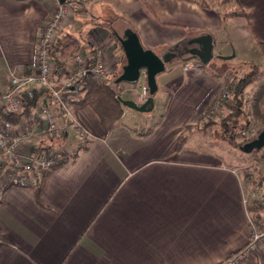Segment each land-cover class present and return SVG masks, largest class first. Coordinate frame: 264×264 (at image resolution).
<instances>
[{"label":"crops","instance_id":"0c3cea01","mask_svg":"<svg viewBox=\"0 0 264 264\" xmlns=\"http://www.w3.org/2000/svg\"><path fill=\"white\" fill-rule=\"evenodd\" d=\"M242 2L249 16L235 19V28L258 47L264 0ZM68 6L59 37L75 30L88 55L89 43L101 47L109 78L123 58L109 29L123 34L131 27L154 49L202 31H213L225 45L231 33L228 19L195 0H95L96 12H83L84 22L97 14L109 29L91 20L83 30L84 24L75 25L77 8ZM57 7V0H0V95L10 89L12 73L38 71L37 40ZM184 63L177 60L158 74L153 110L127 107L112 128L94 104L68 100L85 139L74 128L54 140L39 129L36 147L20 148L27 156L42 150L70 156L47 173L39 197L33 185L7 186L14 165L0 157V235L9 241L0 246V264H225L246 246L251 211L245 175L198 130L225 75L213 73L210 63L208 69ZM74 67L72 53L62 80ZM120 89L137 101L141 84L123 82ZM24 121L9 125L8 135ZM242 264H264V243Z\"/></svg>","mask_w":264,"mask_h":264},{"label":"built area","instance_id":"2783aa9c","mask_svg":"<svg viewBox=\"0 0 264 264\" xmlns=\"http://www.w3.org/2000/svg\"><path fill=\"white\" fill-rule=\"evenodd\" d=\"M58 7L50 16L45 27L41 31L37 40V54L39 58V69L37 72H23L20 74H11V87L0 95V104L6 111H18L22 107V95L28 90L45 87L49 90L51 103L55 107H49L48 100L42 99L31 119L25 120L18 130H15L12 135H7L4 132V124L0 122V157L9 158L11 163L17 168H23L27 171L33 170L35 177L32 181L33 186H37L41 182V169L44 167L53 166L56 162L62 161L61 155L52 154L49 156L44 155L42 150L37 155L23 154L20 150L24 144L34 146V138L40 129L47 137L65 136L67 128L77 129L79 139L82 141L86 137V130L82 127L79 120L73 113L69 101L66 99V91L69 86H74L75 82L80 80L86 73H92L96 78L108 80V64L104 58V53L101 47H97L96 62L91 65L89 55L83 50L78 49L73 57L75 67L71 74L59 83L56 82V60L53 55V46L57 42L60 33V25L69 13L70 8L67 3H61L57 0ZM185 67L198 65L199 63L194 60L185 61ZM139 81L141 84V93L139 94V103L146 101L149 97L148 85V71L147 68L140 70ZM235 90V83L228 81L222 91L220 92L219 99L212 105V109L221 107L223 101L230 98L231 92ZM252 131L250 127L247 133ZM261 152L260 160L264 166V147L259 149ZM10 177H15L10 171ZM14 179H17L15 177ZM253 202L256 200L254 193L251 197ZM254 198V199H253ZM248 204L251 202L246 197ZM249 240L246 246L239 251L235 252L225 264H242V262L259 250L260 246L264 243V227L260 228L259 224L251 217Z\"/></svg>","mask_w":264,"mask_h":264},{"label":"trees","instance_id":"16d2710c","mask_svg":"<svg viewBox=\"0 0 264 264\" xmlns=\"http://www.w3.org/2000/svg\"><path fill=\"white\" fill-rule=\"evenodd\" d=\"M71 0H68V3ZM80 3V7L76 11L87 12L88 10L84 7L87 6L85 0H77ZM200 6L205 8H212L221 13L224 20L229 18L243 17L248 18L249 11L244 6L242 0H195ZM91 20L97 26H105L109 29V22L106 21L102 16L93 14ZM63 36L59 37L57 42L53 46V55L56 60V82L59 83L66 72V63L67 57L70 56L76 49H78L79 44L77 43V38L70 32H62ZM111 36L116 40V34L114 29L110 31ZM259 52L264 60V41H257ZM119 49L123 53V58L121 65L116 69L112 77L108 80H102L96 78L92 73H86L82 78L75 82L74 88H71L66 91V99L77 104L90 102L101 113L104 123L108 128H112L116 122L120 119L124 113L127 106H125L121 100V83L117 84L114 81V78L122 71V66L126 62V57L124 50L120 43H118ZM89 48V57L90 64L93 65L97 59V47L93 43L88 44ZM167 47H160L158 49L162 50ZM251 67L247 70L240 78L234 80L235 90L232 94V101L226 102L228 108V113L222 118V125L227 131L231 132V135L239 136L240 132L238 131L237 125L233 122L234 119L239 118L242 114L246 115L247 124L255 123L260 124L264 128V79L261 78L263 73V67L259 61H250ZM173 65L168 67L171 68ZM204 69H208L209 65H200ZM213 73L220 74L217 70V67L213 68ZM229 78L225 75V84L228 82ZM255 84V88L251 92L250 98L247 97L246 89L249 85ZM71 87V86H69ZM50 93L49 90L45 87L36 88L33 90H28L22 95V107L18 111H6L3 106L0 107V119L4 120L8 126L4 127V132L8 135V127H17L23 120L31 119L34 115V112L39 104V102L44 98L47 99ZM219 99V96L205 109L207 112L211 109V106L215 101ZM205 112V113H206ZM233 120V121H232ZM232 122L234 125H232ZM12 129V128H11ZM10 129V130H11ZM148 129L147 131H149ZM11 131H14L12 129ZM10 131V132H11ZM64 137V136H63ZM59 136L48 137L50 140L57 138H63ZM186 139V135L182 134L178 143V148L181 147ZM245 140H251L245 139ZM83 146V145H82ZM80 146V148L82 147ZM79 148V149H80ZM70 156L64 158L62 161L56 162L53 166L44 167L41 171V182L35 187L37 195L44 184L47 173L54 167L62 164ZM3 169V168H2ZM13 176L10 177L7 183V186L11 184H23V185H32V181L35 177V173L31 175L19 173V168L13 166ZM253 209H256L257 212L254 213ZM249 210L253 215V220L257 223L262 222V211L264 210V201H254L250 206ZM254 213V214H253ZM264 227V224H261ZM8 240L0 235V246L3 244H8Z\"/></svg>","mask_w":264,"mask_h":264},{"label":"rangeland","instance_id":"374dc122","mask_svg":"<svg viewBox=\"0 0 264 264\" xmlns=\"http://www.w3.org/2000/svg\"><path fill=\"white\" fill-rule=\"evenodd\" d=\"M85 2H87V6L84 5V7L87 10L89 9L91 12L95 13V0H85ZM68 4L71 5L73 8H79L81 6L77 0H71L68 2ZM89 10L87 12H89ZM91 12L89 13L90 15ZM83 14L84 13L81 11H78L76 13L75 25L80 26V24H84V30L92 26V21L88 20L87 22H84L85 16ZM237 18L228 19L227 25L228 28H230L229 31H231L229 35L230 37L227 40L228 43H226L227 45H224L222 41L219 42L216 47V56L211 60L210 66L217 67V70L219 72L224 73V75L229 78L228 81H232L233 83H235L234 80H237L247 70H249V68L251 67L250 61H259L261 62L263 67V73L261 75V78L264 79V60L259 52L258 47L256 45H253L246 35L242 34L240 31H238V29L235 28L234 21H236L235 19ZM109 30L111 31L112 29ZM72 31L73 32H68L72 33L77 38L78 43L80 34H75V30ZM80 46L81 45H79V47ZM76 50L73 52V57L75 55ZM233 53L235 55L228 59H223L217 56V54L232 55ZM135 83L138 84L139 81ZM254 88L255 84H251L247 87V97L250 98L251 92ZM233 93L234 92H231V96L228 100L223 101L221 107L212 109L211 106L210 110H208L207 112L205 111L206 113L204 112V117L201 124L198 125V130L201 131L203 140H205L208 144H217L219 151L226 156L228 162L232 163L235 167L238 168V170L242 174L245 175V180L247 183V185L245 183L246 197L251 202V205L253 203L251 197H253L254 193L256 195V200L254 201H264V166L261 164V152L259 151V149H255L253 151L248 152L245 151L244 145L249 142V140L247 141L245 139H253L260 132L262 127L260 124H255L254 122L247 124L246 115L243 116V114L239 118L234 119V121L232 120L237 125L238 131L240 132L239 136L231 135V132H228L227 129L223 127L222 118L228 113L226 102L232 101ZM233 122L232 125H234ZM250 127L252 128V131H250L248 135H245V133H247V129H249ZM24 171L26 170H24L23 168H19V173H24ZM253 212L256 213L257 210L253 209ZM251 217L253 218L252 213ZM261 220V224H264V210L262 211ZM258 224L261 228L262 225L260 223Z\"/></svg>","mask_w":264,"mask_h":264},{"label":"water","instance_id":"95a60500","mask_svg":"<svg viewBox=\"0 0 264 264\" xmlns=\"http://www.w3.org/2000/svg\"><path fill=\"white\" fill-rule=\"evenodd\" d=\"M67 1L60 0L61 3H66ZM115 34L126 57L122 71L114 78L115 83H135L139 80L140 70L147 68L150 93L148 99L139 103L135 99L119 97L125 106L142 112H149L154 109L155 94L159 89L158 74L165 71L167 67L173 65L177 60H194L202 65L209 64L216 56V47L218 45L217 36L213 31H202L198 34L186 36L162 50L144 46L138 32L131 27L126 28L123 34L115 30ZM234 55V53L232 55L217 54L223 59L231 58ZM262 147H264V128L244 145V149L250 152Z\"/></svg>","mask_w":264,"mask_h":264}]
</instances>
